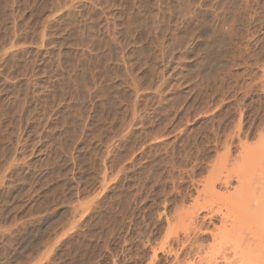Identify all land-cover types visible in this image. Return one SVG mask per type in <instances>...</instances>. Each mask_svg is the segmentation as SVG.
<instances>
[{
    "label": "rangeland",
    "instance_id": "1",
    "mask_svg": "<svg viewBox=\"0 0 264 264\" xmlns=\"http://www.w3.org/2000/svg\"><path fill=\"white\" fill-rule=\"evenodd\" d=\"M0 264H264V0H0Z\"/></svg>",
    "mask_w": 264,
    "mask_h": 264
},
{
    "label": "bare ground",
    "instance_id": "2",
    "mask_svg": "<svg viewBox=\"0 0 264 264\" xmlns=\"http://www.w3.org/2000/svg\"><path fill=\"white\" fill-rule=\"evenodd\" d=\"M223 39V38H222ZM216 41V40H215ZM221 45V44H220ZM225 46V45H224ZM210 58V57H209ZM205 67V66H204Z\"/></svg>",
    "mask_w": 264,
    "mask_h": 264
}]
</instances>
